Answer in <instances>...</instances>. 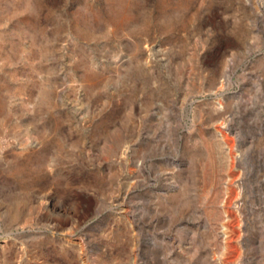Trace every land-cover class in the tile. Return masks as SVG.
Wrapping results in <instances>:
<instances>
[{
  "label": "rangeland",
  "instance_id": "374dc122",
  "mask_svg": "<svg viewBox=\"0 0 264 264\" xmlns=\"http://www.w3.org/2000/svg\"><path fill=\"white\" fill-rule=\"evenodd\" d=\"M0 264H264V0H0Z\"/></svg>",
  "mask_w": 264,
  "mask_h": 264
}]
</instances>
